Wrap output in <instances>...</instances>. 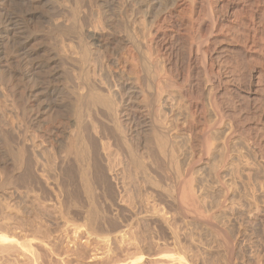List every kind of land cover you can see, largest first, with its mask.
I'll use <instances>...</instances> for the list:
<instances>
[{
	"label": "bare ground",
	"instance_id": "bare-ground-1",
	"mask_svg": "<svg viewBox=\"0 0 264 264\" xmlns=\"http://www.w3.org/2000/svg\"><path fill=\"white\" fill-rule=\"evenodd\" d=\"M0 91V253L264 264V0H0Z\"/></svg>",
	"mask_w": 264,
	"mask_h": 264
},
{
	"label": "rangeland",
	"instance_id": "rangeland-1",
	"mask_svg": "<svg viewBox=\"0 0 264 264\" xmlns=\"http://www.w3.org/2000/svg\"><path fill=\"white\" fill-rule=\"evenodd\" d=\"M38 7L41 8L40 6ZM34 8L38 9L37 7ZM34 8L31 7L30 11H32V13L30 12L26 15L27 20L29 19V21H31V19H33L31 22L37 21L38 18L36 17L39 16V12L42 13L40 9L37 10V12L31 10ZM27 12H29V10H27ZM0 102L6 106L8 112H12L11 107L5 102V98L1 91ZM0 120H3L1 112ZM16 232L19 233V230H16ZM48 232H50V238L48 240L43 241L33 236L24 240H19L18 243L13 244L10 255H7V252L0 253V264H96L98 259L102 257L99 255L97 256L98 258L94 257V251L92 250L93 245H88L85 238L77 240L71 229H69L68 232L69 243L67 245L65 243L61 244L62 242L58 237L61 235V231H53V228L49 225ZM166 263L159 262L157 264Z\"/></svg>",
	"mask_w": 264,
	"mask_h": 264
},
{
	"label": "clouds",
	"instance_id": "clouds-1",
	"mask_svg": "<svg viewBox=\"0 0 264 264\" xmlns=\"http://www.w3.org/2000/svg\"><path fill=\"white\" fill-rule=\"evenodd\" d=\"M161 247H163V245H161ZM147 254V253H146ZM154 254V253H153Z\"/></svg>",
	"mask_w": 264,
	"mask_h": 264
}]
</instances>
